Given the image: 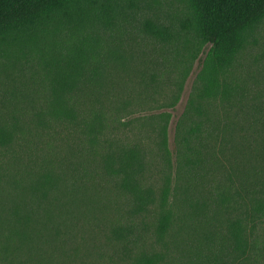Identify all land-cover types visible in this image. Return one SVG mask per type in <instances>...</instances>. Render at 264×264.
Instances as JSON below:
<instances>
[{
    "label": "trees",
    "instance_id": "trees-1",
    "mask_svg": "<svg viewBox=\"0 0 264 264\" xmlns=\"http://www.w3.org/2000/svg\"><path fill=\"white\" fill-rule=\"evenodd\" d=\"M180 1L168 24L143 0H0V153L19 171L0 178V264H33L102 192L112 264H264V0ZM169 82L130 118L134 89Z\"/></svg>",
    "mask_w": 264,
    "mask_h": 264
},
{
    "label": "rangeland",
    "instance_id": "rangeland-1",
    "mask_svg": "<svg viewBox=\"0 0 264 264\" xmlns=\"http://www.w3.org/2000/svg\"><path fill=\"white\" fill-rule=\"evenodd\" d=\"M143 4L150 6L149 9L144 10L146 16L156 15L163 16L166 19V23H170L171 20L175 18L174 13L180 12L183 4L180 0H143ZM162 12L163 15L160 13ZM203 55L192 62L191 71L183 84V90L180 93V102L176 106L175 110H172L174 114V120L183 112L186 101L191 93L192 85L194 83L196 73L200 67V59ZM172 59V58H171ZM173 72L165 74V81L177 82L176 78L181 75V66L176 69L172 68ZM172 76V78H171ZM170 88L166 87H156V89L147 88V93L141 94L139 89H134L133 94L128 97L132 106L128 110V114L131 117H141L144 115H151L160 112L164 109L166 103L171 101L172 92L171 88L174 87L169 82ZM129 91H125V95H128ZM128 100V101H129ZM174 122V121H173ZM174 124H172V127ZM124 134L120 133V136L125 137ZM63 135H67L63 133ZM173 133H171V137ZM55 140H52V144L57 152L63 153L64 149L67 147L63 142L57 141L59 137L64 138V136L56 135ZM71 135L68 136L67 140L69 142ZM173 142V141H172ZM49 146L46 138L35 139L34 144L31 148H46ZM172 146V145H171ZM26 148H30V145ZM41 154V153H40ZM7 156V157H6ZM12 155H2L0 153V178L4 181L9 177L18 174V170H11L10 167L13 166L12 163L6 159ZM3 181V185H5ZM108 192V191H106ZM96 198V206L82 209L80 213L77 214V220L75 224L67 229L68 233L63 236V239H58L57 237L53 242H48L49 239L41 244V248L38 251L39 255H32L33 264H112L109 259V255L113 252L111 241H109V222L114 216L115 206L114 195L111 193H100Z\"/></svg>",
    "mask_w": 264,
    "mask_h": 264
}]
</instances>
